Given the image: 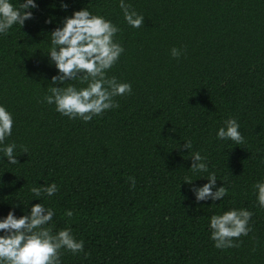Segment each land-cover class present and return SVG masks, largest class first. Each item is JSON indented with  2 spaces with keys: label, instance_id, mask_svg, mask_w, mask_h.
<instances>
[{
  "label": "trees",
  "instance_id": "trees-1",
  "mask_svg": "<svg viewBox=\"0 0 264 264\" xmlns=\"http://www.w3.org/2000/svg\"><path fill=\"white\" fill-rule=\"evenodd\" d=\"M125 2L144 17L139 28L119 0H35L32 18L0 35V105L14 121L4 144L15 143L18 161L0 151V218L52 208L51 233L70 228L84 241L78 254L61 249V264H264V207L253 187L264 181V0ZM83 8L119 29L124 51L106 75L132 87L88 122L45 100L70 82L51 85L49 34ZM229 118L242 143L217 138ZM194 152L227 190L221 200H195L191 187L208 173L190 169ZM52 183L51 197L31 192ZM229 209L251 212V230L219 249L209 220Z\"/></svg>",
  "mask_w": 264,
  "mask_h": 264
},
{
  "label": "clouds",
  "instance_id": "clouds-1",
  "mask_svg": "<svg viewBox=\"0 0 264 264\" xmlns=\"http://www.w3.org/2000/svg\"><path fill=\"white\" fill-rule=\"evenodd\" d=\"M36 7L35 0H24L18 7L11 0H0V35H6L13 25L21 28L26 20L32 18L31 9ZM119 7L128 25L139 28L143 24L144 17L130 10L131 6L125 0H119ZM118 31L111 20L83 8L65 17L62 26L49 34L50 48L46 56L57 70V75L51 78V85H65V81L87 84L82 88L70 82L66 83L67 87L52 86V95L46 96L45 100L48 104H55V111L69 119L79 118L88 122L93 116H100L104 111L118 107L115 97L131 93L129 83L118 82L115 77L108 78L106 75L124 51L114 40ZM171 54L174 57L180 55L176 48L171 50ZM13 123L12 114L0 105V145H3L0 151L4 153L7 162L14 165L18 163L14 155L16 145L4 144L5 139L12 135ZM239 128L237 120L229 118L217 130L216 136L219 140L242 143L243 136ZM182 147L188 150L191 142L184 143ZM191 160L193 163L190 169L193 172L208 173L206 183L191 187L195 200H221L227 190L224 186H216V174L208 171L205 157L194 152ZM129 180L134 187L135 179L130 177ZM193 181L186 178V184L192 185ZM253 187L256 189L257 201L264 207V181L257 182ZM57 191L55 183L31 189L37 197H51ZM66 215L71 217L73 212L68 210ZM53 216L54 210L46 208L41 202L32 205L30 212L19 218L12 210L0 218V264H61V249L74 255L83 252L84 241L76 240L70 228H64L55 235L51 233V228L46 225H49ZM251 216L252 213L246 209H229L222 214H213L209 220V229L210 239L215 242L214 247L224 249L235 246L233 238L246 236L251 230L248 226Z\"/></svg>",
  "mask_w": 264,
  "mask_h": 264
}]
</instances>
